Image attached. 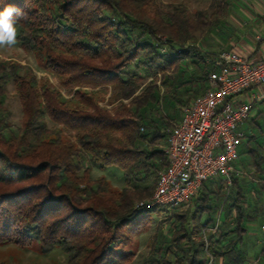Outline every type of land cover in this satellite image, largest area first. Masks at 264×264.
<instances>
[{"label":"trees","instance_id":"16d2710c","mask_svg":"<svg viewBox=\"0 0 264 264\" xmlns=\"http://www.w3.org/2000/svg\"><path fill=\"white\" fill-rule=\"evenodd\" d=\"M9 5L23 13L16 36L23 49L36 53L73 97L66 100L32 72L22 74L21 65L0 61V245L38 243L44 254L61 249L67 264H132L134 235L162 211L133 208L154 193L168 165L158 148L167 136L159 126L165 117L154 114L160 112L157 75L168 94L177 92L187 84L176 81L186 73L185 61L198 59L205 65L196 77L202 94L216 68L206 64L209 54L185 46L221 29L232 0H213L196 15L160 0H0V11ZM140 71L154 80L145 85ZM10 82L23 109L16 131L4 119ZM49 120L62 129L49 127ZM66 131L75 133L73 140H64ZM250 152L263 173L264 156ZM84 157L102 169L123 170L126 187L115 190L104 177L93 179ZM153 174L157 181L147 187ZM242 181L234 174L226 196L209 181L193 210L174 211L165 253L154 241L151 264H246L247 223L259 216L251 214L257 205L248 201ZM213 230L223 233L218 239L210 234L206 247L204 232Z\"/></svg>","mask_w":264,"mask_h":264},{"label":"rangeland","instance_id":"374dc122","mask_svg":"<svg viewBox=\"0 0 264 264\" xmlns=\"http://www.w3.org/2000/svg\"><path fill=\"white\" fill-rule=\"evenodd\" d=\"M167 7L172 5H185L188 9L196 15L201 11H207L210 9L213 0H160ZM240 3V0H232V5L230 6L228 12L226 14V18L222 20V27L220 30H224V23L231 19L233 8L236 9L237 4ZM220 35V34H219ZM210 36V35H208ZM208 36L205 38L197 37L192 41L188 42L185 46V49L188 47L195 49L199 48L201 45H206L210 47L211 41L208 40ZM191 45H194L192 47ZM188 46V47H187ZM199 46V47H198ZM202 47V46H201ZM200 47V48H201ZM184 49V46L182 47ZM198 50V52L202 55V49ZM212 56H210L211 58ZM0 61H7L15 64L21 65L23 68L21 73L25 74L26 72H32L40 85H47L51 88H55L63 94L66 100H70L73 96L69 95L67 90H65L60 81L55 78V75L48 71L45 68L43 60L39 58V56L34 52H27L23 49L21 43L16 38V43L7 48H0ZM208 64V63H206ZM184 69L186 70L185 75L177 74L176 81L177 83H187L186 85L177 88V92H172L171 94L167 93V89L164 84L161 82L162 75L158 74V91L160 96L159 101V110L160 112H154V114L158 117L162 115L165 117L164 122H160V129L163 131V134L167 133V130L176 123L181 117V108L184 103L189 100H192L198 94L199 85L198 81H196V77L201 75L202 70L205 65L195 58H189L186 60L184 65ZM27 69V70H26ZM134 71L135 69L132 68ZM140 74L144 76L145 85L149 84L154 79L146 71H140ZM171 75H174L173 73ZM165 81V80H164ZM193 82V83H190ZM6 89L8 91L7 98L5 100V108L7 109V114L4 116L6 123L12 126L16 131L21 125L23 121V109L20 98L17 94L15 84L10 82ZM176 93V94H175ZM111 93L107 94L106 101L101 102V106H107L108 99L110 98ZM159 115H158V114ZM156 117V118H157ZM161 118V117H158ZM49 127H57L58 129H62L61 126H57L51 120H49ZM239 131L245 134L243 144L240 147V159L237 162V168L240 170L239 177L242 178V182H244V186L246 187V196L248 201H255V205H257L256 210L251 209V214H258L259 217L256 218L255 221L251 223H247L248 233L244 237V251L246 253L248 260L247 262H252L251 257H255L258 255L257 261L258 264H264V254H260L262 248L264 247V162L261 163V168L263 169V173L257 170V167L253 163V154H251L250 150L255 149L257 153L264 156V102L256 104L254 110L251 113V117L247 119L244 123L239 126ZM153 131L147 132L146 130H142L143 134L152 133ZM75 133L73 132H64V140H73ZM158 148L162 150H166V138L159 140ZM84 166L85 168H89L91 170V176L94 179L104 177L110 186L115 190H122L126 187V181L123 170L117 167H109L107 169H102L98 166H95L90 162L88 158L84 157ZM159 174V173H158ZM157 181V174H153L151 176L150 181L146 184L147 187H153ZM213 180L211 183H214ZM219 183V182H218ZM213 185V184H212ZM210 185L213 190L215 189V193L221 196H224V193L220 189V185ZM143 188V187H142ZM230 189V188H229ZM152 190V189H151ZM156 188L154 190V193ZM153 193V194H154ZM153 194L142 200H136L134 207L140 202L148 201ZM248 205V204H247ZM194 204L191 210H193ZM190 210V211H191ZM184 213L185 211H178ZM173 214V210H166L163 208L161 212L157 215L153 216L143 227L142 229L136 233L132 240V245L129 247L132 249L131 251L134 253L135 257L132 261V264H151V247L154 241L158 242L159 245H163V253H165V247L168 238L171 237L173 233V222L169 219ZM225 220V212L221 219V221ZM221 231L207 233V239L210 234H215V236H219ZM128 235V233H126ZM232 238V236L228 237ZM229 240V239H228ZM157 258V257H156ZM156 258H153L155 260ZM174 259L173 256H171ZM261 259V260H260ZM69 257L61 250L56 249L51 253L44 254L38 243H34L30 248H21L16 246L15 244H7L0 245V263L5 262L9 264H67ZM263 261V263H262ZM210 264V263H209ZM215 264V263H213Z\"/></svg>","mask_w":264,"mask_h":264},{"label":"built area","instance_id":"2783aa9c","mask_svg":"<svg viewBox=\"0 0 264 264\" xmlns=\"http://www.w3.org/2000/svg\"><path fill=\"white\" fill-rule=\"evenodd\" d=\"M207 63L216 70L209 74L204 92L182 106L180 119L167 130L168 165L158 174L153 196L135 209L188 212L207 182H219L226 196L233 175L240 174L237 162L245 134L239 126L264 101V58L229 51ZM204 240L208 247L206 232Z\"/></svg>","mask_w":264,"mask_h":264},{"label":"crops","instance_id":"0c3cea01","mask_svg":"<svg viewBox=\"0 0 264 264\" xmlns=\"http://www.w3.org/2000/svg\"><path fill=\"white\" fill-rule=\"evenodd\" d=\"M236 7L233 8L231 19L224 23V30H215L208 36L210 47H198L212 57L231 51L245 58H264V0H240ZM222 233L223 230L215 239L220 238ZM261 253L264 254V247ZM246 258L248 260L249 257L246 255ZM257 258L258 255L251 257L252 262L246 264H258ZM217 264H223V260H218Z\"/></svg>","mask_w":264,"mask_h":264},{"label":"clouds","instance_id":"9594fccd","mask_svg":"<svg viewBox=\"0 0 264 264\" xmlns=\"http://www.w3.org/2000/svg\"><path fill=\"white\" fill-rule=\"evenodd\" d=\"M23 13L9 5L0 11V48L11 47L16 43L17 25Z\"/></svg>","mask_w":264,"mask_h":264}]
</instances>
